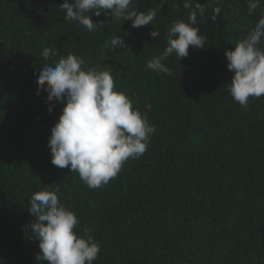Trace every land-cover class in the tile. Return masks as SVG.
<instances>
[{
    "label": "trees",
    "instance_id": "16d2710c",
    "mask_svg": "<svg viewBox=\"0 0 264 264\" xmlns=\"http://www.w3.org/2000/svg\"><path fill=\"white\" fill-rule=\"evenodd\" d=\"M63 2L0 0V264H37L28 210L44 188L58 189L77 235L89 229L100 244L93 264H264V96L250 97L247 109L233 100L224 55L255 27L264 0L252 15L247 0H191L205 8L193 26L206 45L163 60L172 75L146 64L164 51L173 21L189 22L184 0H133L129 10H157L138 28L90 10L92 32L64 19ZM214 7L221 13L212 20ZM115 35L126 48L111 46ZM46 47L57 55L46 60ZM69 53L109 71L115 90L155 126L144 155L95 189L50 162L48 137L63 103L37 95L44 63Z\"/></svg>",
    "mask_w": 264,
    "mask_h": 264
},
{
    "label": "clouds",
    "instance_id": "9594fccd",
    "mask_svg": "<svg viewBox=\"0 0 264 264\" xmlns=\"http://www.w3.org/2000/svg\"><path fill=\"white\" fill-rule=\"evenodd\" d=\"M218 4L219 0H215ZM248 15L260 7L262 0H247ZM133 0H64L59 8L65 12L66 21H76L89 32L96 24L88 15L111 14L118 20L131 21V27L149 25L157 16L156 9L146 13L129 10ZM163 4L160 5V7ZM185 9L192 8L191 0H184ZM205 8L196 2L188 21L175 20L168 29L164 51L147 61L146 67L156 73L172 75L162 63L175 55L178 60L188 56L189 46L202 48L207 37L199 34L197 15L203 16ZM221 13L213 8L212 20ZM150 36L159 37L158 30ZM114 49L126 48L122 37L110 39ZM264 12L247 35L234 43L232 50H225L227 68L233 73L227 91L234 101L247 109L250 97L264 96ZM56 56L52 48H44L47 60ZM103 59H106V55ZM37 95L46 93V102H62L58 120L50 129L47 147L50 162L61 169L69 168L78 173L90 189L99 188L114 179L129 159H137L148 149L155 126L150 125L123 92L115 90L114 79L107 70L89 67L83 58L69 53L54 64L44 63L37 79ZM53 110L49 106L48 111ZM47 188L34 192L30 197L29 214L34 218L29 227L38 241L37 264H93L98 258L100 244L93 239L89 229L78 236L75 228L79 221L73 211L63 205L56 192Z\"/></svg>",
    "mask_w": 264,
    "mask_h": 264
}]
</instances>
